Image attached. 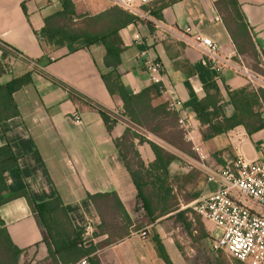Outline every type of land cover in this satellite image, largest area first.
Returning a JSON list of instances; mask_svg holds the SVG:
<instances>
[{
	"label": "crops",
	"instance_id": "0c3cea01",
	"mask_svg": "<svg viewBox=\"0 0 264 264\" xmlns=\"http://www.w3.org/2000/svg\"><path fill=\"white\" fill-rule=\"evenodd\" d=\"M72 1L79 16L76 20L108 13L88 30L100 37L91 43L80 39L44 50L39 32L48 16L63 9L62 0H0V39L38 64L34 67L23 60L10 62V71L1 77V82L7 83L32 71V82L14 95L20 114L0 127V146L9 142L20 162V167L8 177L7 195L29 189L38 201L59 196L74 227L80 231L89 222L95 228L101 223L89 194L114 192L134 216L138 192L114 141L128 125L118 122L110 132L99 109L74 93L80 92L107 109L123 111V100L109 92L103 79L112 70L106 65L105 54L108 48L118 49L122 61L117 70L122 72V82L129 94H138L160 82L163 91L154 95L153 107L174 98L184 103L178 114L191 125L187 137L180 124L179 127L191 151L180 149L145 128L138 134L146 141L135 137L134 145L146 165L156 160L148 141L176 155L169 171L175 181L178 211H184L192 223V234H178L179 225H170L166 215L149 224L148 237H141V229L132 230L125 238L100 248L97 254L102 264H166L154 241L155 233L174 264H247L216 249L210 224L186 208L217 188L201 168L199 152L206 156L204 162L214 168L227 165L241 154L251 159L264 158V128L249 134L244 125H238L204 140L202 124L193 109V104L206 96L205 86L216 82L224 114L231 117L236 109L228 91L249 89L250 83L243 75L229 66L216 70L191 44L197 34L210 36L222 46L224 55L237 60L238 49L226 25V16L232 11L224 2L218 5L220 0H152L142 6L150 11L148 17L138 16L139 22L126 23L125 16H121L126 9L111 0ZM235 1L262 59L264 0ZM155 21L168 30L159 29ZM150 61L162 64L158 81L149 70ZM262 110L264 113V107ZM75 113L80 114L81 121L74 118ZM198 219L205 235H201ZM0 228H6L12 241L23 250L19 264H55L26 197H14L0 206ZM107 237L91 238L87 244Z\"/></svg>",
	"mask_w": 264,
	"mask_h": 264
},
{
	"label": "trees",
	"instance_id": "16d2710c",
	"mask_svg": "<svg viewBox=\"0 0 264 264\" xmlns=\"http://www.w3.org/2000/svg\"><path fill=\"white\" fill-rule=\"evenodd\" d=\"M221 3L226 4L232 11L226 16V25L238 49V56L245 59L253 69L261 71L260 53L236 1L220 0L217 4ZM62 4L63 9L48 16L45 19V26L39 32L44 50H48L49 47L58 48L69 45L80 39L91 43L100 37L93 35V32L90 33L88 30L94 27L100 18L107 17L108 13L76 20L79 16L76 13L74 2L62 0ZM122 14L125 16L126 23L139 22L140 20L138 16L128 10L122 11L121 16ZM156 16L159 17V14ZM0 49L2 50L0 58L1 127L4 121L20 114L14 95L16 91L32 82V71L16 76L10 82L2 83L1 77L11 68L8 60L9 55L16 50L1 39ZM120 55V50L108 48L105 62L112 70L104 74L103 79L109 92L112 95H119L123 100V114L133 123L152 131L180 149L191 151L184 140V132L179 127L178 112L170 108L169 102L156 107L152 105L154 95L161 94L163 85L160 82H154L138 94H129L122 82V72L117 70L122 61ZM69 89L73 92L71 88ZM205 89L206 96L193 104V109L203 127L204 140H210L238 125H244L249 134L264 128L262 115L264 89H255L250 85L249 89L229 90V98L236 109L235 114L231 117L224 114L222 94L217 83L211 82L205 86ZM74 93L99 109L111 132L118 121L110 115L109 110L80 92L74 91ZM135 137H138L140 141H146L130 127L121 137L114 139L138 192L133 217L116 193L89 194L101 223L95 228L92 237L87 238L84 236V231L74 227L69 211L61 197L38 201L29 189L7 195L10 190L8 177L13 170L20 167L19 157L9 142L0 146V206L14 197H26L42 229L50 258L55 264L76 263L82 258H87L90 264H102L97 254L100 248L123 239L130 235L132 230H140L145 225L155 223L166 215H169L167 219L173 222V225L181 224L188 233L192 234V223L184 211H178L179 200L174 192L175 181L169 171L171 163L177 159L176 155L158 143L148 141L156 155V160L150 165H146L135 148ZM198 228L201 235H205L203 223L199 219ZM103 235L108 237L96 244H87L89 239ZM153 238L159 254L166 264H174L160 236L155 233ZM22 251L12 241L7 229L0 228V264H19V256Z\"/></svg>",
	"mask_w": 264,
	"mask_h": 264
},
{
	"label": "built area",
	"instance_id": "2783aa9c",
	"mask_svg": "<svg viewBox=\"0 0 264 264\" xmlns=\"http://www.w3.org/2000/svg\"><path fill=\"white\" fill-rule=\"evenodd\" d=\"M111 1L136 16L148 17L150 15V11L143 10L142 6L152 0ZM155 23L159 29L168 30L161 22L155 21ZM193 39L191 44L202 52L213 68L220 70L229 66L236 73L243 75L255 89H264L263 57L260 63L261 71H257L241 57L233 60L232 56L224 55L222 46L210 36L197 34ZM8 60L9 62L23 60L34 67L38 66L37 62L17 51L12 52ZM148 67L153 79L158 81L157 76L162 69V64L158 61H150ZM169 106L179 113L184 109L183 101L177 98L172 99ZM108 110L118 122L126 123L137 133L143 131L144 128L133 123L121 109ZM74 118L81 121L78 113L74 114ZM179 124L187 137L191 126L189 121L180 116ZM197 150L199 151V148ZM199 153L201 168L208 181L214 182L217 188L192 201L186 208L210 224L209 231L215 238L216 249L225 251L229 256L243 263L264 264V158L262 160L251 159L241 154L227 165L214 168L204 162L206 156L202 152ZM94 230L95 226L89 222L84 229V236L92 237ZM139 233L142 238L148 237L149 225ZM71 264H89V261L87 258H82Z\"/></svg>",
	"mask_w": 264,
	"mask_h": 264
},
{
	"label": "rangeland",
	"instance_id": "374dc122",
	"mask_svg": "<svg viewBox=\"0 0 264 264\" xmlns=\"http://www.w3.org/2000/svg\"><path fill=\"white\" fill-rule=\"evenodd\" d=\"M131 161H133V159H131ZM133 162H135V160L133 161ZM170 225H173V222H170ZM179 225V233L178 234H182V233H186V230L184 229V227L181 225V224H178ZM147 225H145L143 228H145ZM143 228H141V230L143 229ZM175 235H176V233H175ZM216 236H217V234H216ZM221 250V249H220ZM223 251V250H222ZM224 253H226L225 251H223Z\"/></svg>",
	"mask_w": 264,
	"mask_h": 264
}]
</instances>
